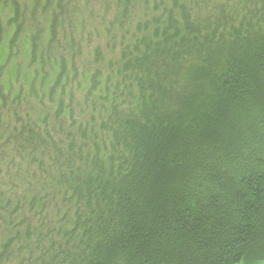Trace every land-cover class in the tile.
<instances>
[{
    "label": "trees",
    "instance_id": "1",
    "mask_svg": "<svg viewBox=\"0 0 264 264\" xmlns=\"http://www.w3.org/2000/svg\"><path fill=\"white\" fill-rule=\"evenodd\" d=\"M98 1L7 40L0 264H263L264 0Z\"/></svg>",
    "mask_w": 264,
    "mask_h": 264
},
{
    "label": "rangeland",
    "instance_id": "2",
    "mask_svg": "<svg viewBox=\"0 0 264 264\" xmlns=\"http://www.w3.org/2000/svg\"><path fill=\"white\" fill-rule=\"evenodd\" d=\"M221 3H232L233 0H216ZM103 0H99L98 4H102ZM97 4V5H98ZM95 6L97 9H100V6ZM11 6L17 9L19 15L16 18V22H10L11 16ZM95 8V9H96ZM55 10V3L50 6V10L44 8L42 0H0V86L4 91H9L12 94L19 92L20 90L25 91L29 89L30 85L34 83L31 81L33 78L34 68L28 60V53L26 47L23 45L22 40L20 39L17 43L18 51L15 52L13 57L6 62L7 58V40L12 33L16 23L18 27L28 30H35L42 28L44 29L49 26V19ZM115 11V8L112 9L111 13ZM80 15H67L69 20L71 18V27H75L76 22L83 20L77 26L82 28L85 31V34L90 33V25L87 20L89 17L87 14H82L80 11H77ZM111 18V17H109ZM75 19V20H74ZM76 21V22H75ZM65 23V21H63ZM89 24V25H88ZM67 27V25L65 26ZM68 33L70 31V26L68 25ZM67 29V28H66ZM60 30V29H59ZM92 36V42L89 44V41H84L81 45V52L76 56L77 64L80 69H88V66L85 64L88 53L94 49L95 46L101 43L100 40L96 39L95 31L91 32L89 35ZM60 38V37H59ZM65 46V45H64ZM53 47V45H52ZM56 54H65V56H70L71 53L67 51V46L65 51L60 50ZM108 55V53L105 52ZM48 111V110H47ZM264 264V263H263Z\"/></svg>",
    "mask_w": 264,
    "mask_h": 264
}]
</instances>
